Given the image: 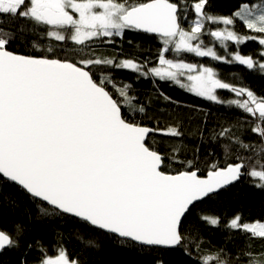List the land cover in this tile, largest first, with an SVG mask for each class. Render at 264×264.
<instances>
[{
  "label": "snow or ice",
  "instance_id": "6c2138e0",
  "mask_svg": "<svg viewBox=\"0 0 264 264\" xmlns=\"http://www.w3.org/2000/svg\"><path fill=\"white\" fill-rule=\"evenodd\" d=\"M208 4L194 0L196 19L185 29L187 0H0V212L19 207L17 197H26L37 208V220L55 215L93 233L95 239L87 240L85 250L99 252L112 244L137 255L141 264H174V253L191 259L193 250L192 264H264V251L253 253L250 245L235 253L224 247L202 250L200 222L220 227L221 220L207 215L190 219L197 202L243 176L264 190V95L227 82L213 67L166 58L173 50L194 53L264 73V62L252 55L227 52L228 42L239 47L253 41L262 47L264 61V0L245 2L230 16L211 14ZM237 20L254 34L236 31ZM208 23L225 26L208 31L225 54L204 45L201 37ZM127 30L162 41L160 67L148 70L147 62L118 61L91 51L81 55L79 46L97 40L114 43L112 38H122ZM27 33L58 44H34L35 54H20L15 46H23ZM69 41L71 45L61 46ZM117 68L170 80L196 96L241 109L251 118L247 132L259 143H246L244 133L222 128L211 139L226 138L222 146L234 162L221 167L194 154L179 161V169H171L175 159L146 141L150 133H183L177 127L150 128L126 116L122 107H132L135 97L129 95L130 84L121 86L110 74ZM186 74L188 83L182 81ZM217 90L236 98L222 100ZM137 111L144 113L145 108ZM223 227L264 239V222H244L240 214ZM27 235L21 223L11 231L0 227V264H12L4 260L9 254L17 255L18 264H29L33 243L25 246ZM59 239L57 235V243ZM34 243L40 257L33 264H82L63 246L48 255L42 241Z\"/></svg>",
  "mask_w": 264,
  "mask_h": 264
},
{
  "label": "trees",
  "instance_id": "16d2710c",
  "mask_svg": "<svg viewBox=\"0 0 264 264\" xmlns=\"http://www.w3.org/2000/svg\"><path fill=\"white\" fill-rule=\"evenodd\" d=\"M128 2L134 3L137 0H128ZM183 2L184 0H181L182 4ZM193 2L194 0H187V19L183 21L182 25L185 29H188L190 22L196 19L191 8ZM245 2L251 3V0H209L206 10L213 15L230 16L239 10ZM219 26L220 24H206L205 32L201 38L205 46L215 47V50L223 55L225 49L220 46V42L208 35L209 30L215 31ZM234 27L241 34H254L249 32L239 20L236 21ZM112 39L114 43L110 44L97 40L89 45L79 46L84 49L81 55L91 51L98 56L118 61L135 59L140 62H147L148 70L153 67H160L158 53L162 50L163 44L155 35L127 30L122 38L114 37ZM71 43L69 41L67 45L61 46L67 47ZM34 44L39 45L40 48H46L56 46L58 42L27 33L23 46L18 42L15 47L20 54H35ZM228 45L227 52L238 50L243 55H252L254 59L264 62L259 55L262 47L257 42L248 41L239 47L234 42H228ZM76 58L78 59L79 56ZM166 58L213 67L220 72L221 77L227 82L250 87L258 96L264 95V73L260 72L259 69L248 70L239 64H225L215 61L211 57H199L194 53L186 52L176 53L174 50L167 53ZM110 74L120 82L121 86L123 84L131 85L129 95L135 97V100L132 107L126 103L123 105L122 111L126 116L150 128L166 130L170 127H177L183 133L180 137H171L159 132L152 133L146 141L166 157L175 159L176 162L171 165V169H179L181 167L179 161L192 159L194 154L204 159L215 160L221 167L234 162L235 158L231 153L225 155L222 145L227 142L226 138L211 139L222 128L232 127L234 132L244 133L241 138L245 139L246 143H259L254 134L247 132L251 118L211 110L209 105L212 101L196 96L173 81L162 80L153 75L139 76L131 70L118 68L111 69ZM182 81L188 83L187 76L182 77ZM217 95L222 100L236 98L227 90H217ZM140 106L145 108L144 113L137 111ZM249 136L250 139L246 138ZM241 154L248 155L242 150ZM201 171L204 172L203 165ZM17 199L19 207H5L0 212V227L11 231L13 224L21 223L28 228L25 246L27 243H33V249L28 256L29 264H33L40 257V250L34 243L36 240L42 241L48 255H54L56 249L63 246L70 255L79 258L82 264H141L137 255L121 250L112 244L103 247L99 252L85 250L87 240L95 239L93 233L83 231L76 227L73 222H68L55 215L45 220H37L35 204L26 197H17ZM49 211L54 210L50 208ZM236 214H240L244 222H264V190L255 187L251 177L244 176L236 184L195 205L193 217L190 219H194L197 215H207L219 217L221 220L220 227L200 222L199 241L202 250L215 251L224 247L235 253L250 245L249 250L253 253L259 254L264 251V239L246 238L245 234H233L223 227L224 223ZM57 235L60 237L58 243ZM172 259L174 264H192V261L196 259V253L193 250V256L189 259L177 252L173 254ZM4 260L18 264L15 254L4 256Z\"/></svg>",
  "mask_w": 264,
  "mask_h": 264
},
{
  "label": "rangeland",
  "instance_id": "374dc122",
  "mask_svg": "<svg viewBox=\"0 0 264 264\" xmlns=\"http://www.w3.org/2000/svg\"><path fill=\"white\" fill-rule=\"evenodd\" d=\"M190 24H191V22H190ZM224 27L225 26L223 24H220V26L218 28L222 29ZM215 30H217V29H215ZM185 76H187V74ZM225 101H227V100H225ZM209 109L219 111V112H223V113H227V114H231V115L238 116V117L250 118V117H248V115L246 113H243V111L241 109H238L235 106H229L227 103H217V102L212 101L209 105Z\"/></svg>",
  "mask_w": 264,
  "mask_h": 264
},
{
  "label": "water",
  "instance_id": "95a60500",
  "mask_svg": "<svg viewBox=\"0 0 264 264\" xmlns=\"http://www.w3.org/2000/svg\"><path fill=\"white\" fill-rule=\"evenodd\" d=\"M139 32H140V31H139ZM142 33H144V32H142ZM146 34H148V33H146ZM149 35H153V34H149ZM151 134H152V133H150L149 136H150ZM243 177H244V176H243ZM243 177H242V178H243ZM242 178H241V179H242ZM241 179H240V180H241ZM240 180H239V181H240ZM239 181H237V182H239ZM237 182H235L234 184H236ZM234 184H233V185H234ZM231 186H232V185H231ZM229 187H230V186H229ZM229 187H228V188H229ZM221 191H222V190H221ZM205 199H206V198H205ZM202 201H203V200H202ZM200 202H201V201H200ZM197 203H199V202H197Z\"/></svg>",
  "mask_w": 264,
  "mask_h": 264
}]
</instances>
